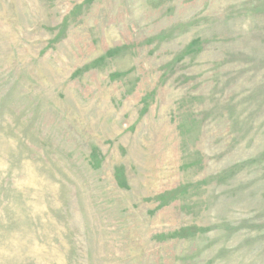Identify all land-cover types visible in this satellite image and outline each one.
Returning a JSON list of instances; mask_svg holds the SVG:
<instances>
[{
  "label": "rangeland",
  "instance_id": "rangeland-1",
  "mask_svg": "<svg viewBox=\"0 0 264 264\" xmlns=\"http://www.w3.org/2000/svg\"><path fill=\"white\" fill-rule=\"evenodd\" d=\"M0 264H264V0H0Z\"/></svg>",
  "mask_w": 264,
  "mask_h": 264
}]
</instances>
